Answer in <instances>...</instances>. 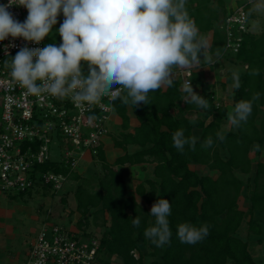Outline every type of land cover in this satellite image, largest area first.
Wrapping results in <instances>:
<instances>
[{
	"label": "trees",
	"instance_id": "obj_1",
	"mask_svg": "<svg viewBox=\"0 0 264 264\" xmlns=\"http://www.w3.org/2000/svg\"><path fill=\"white\" fill-rule=\"evenodd\" d=\"M236 1L245 4L251 18L249 0ZM227 3L228 0H186V9L199 34L212 32L211 48L205 54L244 65L240 86H232L229 103L234 108L239 101H252V113L246 123L239 127L230 125L227 103L217 101L214 86L200 77L201 72L191 71L192 88L199 84V89L193 91L208 101L207 110L186 102L187 93L182 91L183 77L179 74L173 76L171 87L150 92L148 105L132 107L119 98L114 100V113L120 122L117 130L109 131L107 136L121 152L109 161L103 144L98 147L91 159L99 165L100 172L94 184L90 174L71 170L63 162L36 165L40 171L62 172L74 182L70 190L82 217L78 227L88 230L86 224L91 218L102 228L99 264H256L248 241L238 231L245 222L248 234L264 245V31L248 30L237 53H223L225 35L221 22L231 9ZM45 42L54 43L49 38ZM200 59V65L208 63L202 56ZM253 69H258L259 74L251 75ZM257 93L259 99L252 100ZM129 112L138 121L134 127L130 125ZM180 129L186 138L195 139V150L185 145L181 153L173 146L172 136ZM217 133L225 137L223 141ZM209 137L213 144L205 148L203 144ZM132 146L134 149L129 150ZM125 165H138L144 173L140 178L134 176L132 189L123 176ZM36 189L43 194H56L49 185ZM68 192L61 194L64 203ZM158 199L171 204L167 217L170 243L162 247L144 235L147 228L155 226L149 206ZM135 217L140 218L139 227H133ZM185 223L197 228L207 225L208 235L194 245L181 243L177 229ZM145 258L149 261L145 262Z\"/></svg>",
	"mask_w": 264,
	"mask_h": 264
},
{
	"label": "clouds",
	"instance_id": "obj_2",
	"mask_svg": "<svg viewBox=\"0 0 264 264\" xmlns=\"http://www.w3.org/2000/svg\"><path fill=\"white\" fill-rule=\"evenodd\" d=\"M12 5L27 10L23 23L7 10ZM61 14L59 46H25L11 58V79L26 94L71 97L82 110L105 97L119 98L132 107L148 105L150 92L172 86L174 68H197L201 56L213 62L211 55H205L211 44L200 36L186 0H9L7 5L0 4V42L11 37L40 44L49 37ZM258 74V69L251 72ZM233 78V87L238 89L239 75L234 73ZM182 91L187 93V103L204 110L210 107L204 97L194 93L191 80L184 82ZM257 99L259 93L252 98ZM251 113L252 101L242 100L227 119L239 127ZM217 137L221 141L225 138L220 133ZM172 141L181 153L185 145L195 150V139L186 138L183 129L173 134ZM212 144L209 137L203 147ZM170 213L171 204L166 199H158L151 206L149 215L155 218V226L147 228L144 235L157 247L170 243ZM140 223L139 217L133 218V227ZM207 235V225L197 228L185 223L177 229L179 241L189 245Z\"/></svg>",
	"mask_w": 264,
	"mask_h": 264
},
{
	"label": "built area",
	"instance_id": "obj_3",
	"mask_svg": "<svg viewBox=\"0 0 264 264\" xmlns=\"http://www.w3.org/2000/svg\"><path fill=\"white\" fill-rule=\"evenodd\" d=\"M15 2V0H13ZM9 0H0L7 5ZM14 19L23 23L27 10L12 5L7 9ZM225 35L223 53H237L243 34L249 30L245 4H236L221 22ZM40 44L11 37L0 42V191H26L49 185L59 192L67 175L52 170L40 171L37 164L63 162L77 171L86 153L97 154L102 139L108 134V124L114 113L109 97L81 109L71 97H42L26 94L12 81L10 62L23 47L43 48ZM9 45H14L8 47ZM7 51V55H6ZM185 72L183 84L190 80ZM92 117V119H90ZM57 140L58 157L51 156V143ZM99 235L84 228L70 229L43 222L31 242L25 264H99Z\"/></svg>",
	"mask_w": 264,
	"mask_h": 264
},
{
	"label": "rangeland",
	"instance_id": "obj_4",
	"mask_svg": "<svg viewBox=\"0 0 264 264\" xmlns=\"http://www.w3.org/2000/svg\"><path fill=\"white\" fill-rule=\"evenodd\" d=\"M231 2L237 3L236 0ZM250 13L252 17L249 18V30L255 33L264 31V8H257V5H264V0H249ZM63 22V15L61 14L57 18V24L53 27L52 32L49 34V38L55 44L59 45L61 39L58 35V29ZM202 36V34L200 35ZM206 38V36H203ZM47 45V44H45ZM220 58H218L219 60ZM216 65L208 63L206 68L211 69L217 77H220V73L216 71L219 65V61H216ZM244 70V65L239 64L237 66V74L239 75ZM206 74H202L205 77ZM209 75L207 74V78ZM1 114V108H0ZM119 119L118 116L113 113L111 120L108 124L109 130H116L118 128ZM104 148L106 153L110 150V143L106 139ZM113 152L112 155H114ZM51 156L53 158L58 157V144L57 140H53L51 143ZM88 154L85 155L83 160L79 161L78 172L83 175L90 174L92 177V184L96 182V176L99 175V165L88 159ZM115 156V155H114ZM90 157V156H89ZM195 169H201V166H194ZM140 170L137 167H127L125 170V179L129 189L133 188V175L138 174ZM74 186V182L70 179L64 183V187L61 191L56 192L55 195L49 193L43 194L32 189L29 193H25L23 196L18 195L19 191H0V258H6L8 264H25L27 259L26 248L29 247L33 241L38 228L43 222L55 223L64 226L65 228L77 229L78 222L82 218L81 213L76 209V202L73 192L70 190ZM69 190L68 196H66V202L61 201V194L64 191ZM141 202L142 199L138 198ZM240 198L239 203L241 204ZM152 205L149 207L151 208ZM99 222V218L97 219ZM88 231L99 235L101 233V226H96L92 219L89 218L86 224ZM238 234L248 241L249 250L254 257L256 264L264 263V245L263 243H256L255 237L248 234L245 222L241 224ZM136 254V252H135ZM114 261L118 262L117 259ZM149 259L145 258V262ZM1 264V261H0Z\"/></svg>",
	"mask_w": 264,
	"mask_h": 264
},
{
	"label": "crops",
	"instance_id": "obj_5",
	"mask_svg": "<svg viewBox=\"0 0 264 264\" xmlns=\"http://www.w3.org/2000/svg\"><path fill=\"white\" fill-rule=\"evenodd\" d=\"M227 4H228V8H232L237 3H235V2L233 3V2H231V0H228ZM201 34H202V36H206V39H208V41L211 43V39H212V32L211 31L204 32V33H201ZM205 55H210V54L206 53ZM218 58H220V59L218 60ZM212 60H213V62H212L213 65H216V63H217L216 61H219V65H218V68L216 69V71L220 73V77H217L216 75H214V73H213V71L211 69L206 68V65L208 63H205L203 65L199 64V66L197 68H193L191 70H184V69L175 68V70L173 71V76H176L177 74H179V75H181L183 77L185 72H187V71H190V73H191V71H199V72H201L200 77L202 76V74L203 75L206 74L205 77L203 76V78L202 77L201 78L204 81H206L209 84H212L214 86V90H215V95H216L217 101H219V100L221 101L222 100V101L226 102L228 110H229V112H231L233 107L229 103V95H230V92L232 90V86H233V84L235 82L234 78H233V74L237 73V66L239 64H241V63L235 62V61H230L229 59H227L225 57H222V56H220V57H213L212 56ZM207 74L209 75L208 78H207ZM193 88L195 90H198L199 89V84L195 83L193 85ZM129 114H130V125H131V127H134L135 125H137L138 121L135 119V117L133 116V114L131 112H129ZM119 122H120V120H119ZM116 130H110V131L111 132H115ZM106 139L110 143V150H109L108 153H106L105 148H104V144H105V140ZM101 144H103V148H104L106 157H107V159L109 161H112L113 158L115 157L114 155H116L118 152H121V150L119 148H115L112 145V142H111L109 136H107V135L103 137ZM132 149H134L133 146L129 147V150H132ZM113 152H115L114 155H112ZM86 154L89 155V153H86ZM89 156H88L87 160L91 159V157H89ZM127 167H133V168L137 167L138 170H140L138 165H133V166L125 165L124 169H123L124 179H125V170L127 169ZM77 171H78V168H77ZM143 174H144L143 171L140 170L138 174H136V175L134 174L133 176H137L138 178H140ZM133 181H134V179H133ZM28 248L29 247L26 248V254H27ZM0 261H1V264H8V261L6 260V258H0Z\"/></svg>",
	"mask_w": 264,
	"mask_h": 264
}]
</instances>
